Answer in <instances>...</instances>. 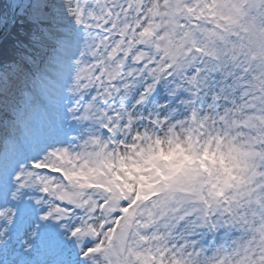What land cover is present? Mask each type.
I'll return each mask as SVG.
<instances>
[{
  "label": "snow or ice",
  "instance_id": "6c2138e0",
  "mask_svg": "<svg viewBox=\"0 0 264 264\" xmlns=\"http://www.w3.org/2000/svg\"><path fill=\"white\" fill-rule=\"evenodd\" d=\"M0 127V264H264V0H4Z\"/></svg>",
  "mask_w": 264,
  "mask_h": 264
},
{
  "label": "rangeland",
  "instance_id": "374dc122",
  "mask_svg": "<svg viewBox=\"0 0 264 264\" xmlns=\"http://www.w3.org/2000/svg\"><path fill=\"white\" fill-rule=\"evenodd\" d=\"M0 3H3V2H0ZM47 121H48L47 113L45 112V110L42 107H38L31 114L30 124H31L33 130L37 134H41L44 131H46V129H47ZM4 135H5V131H4V129L2 127H0V138L4 137Z\"/></svg>",
  "mask_w": 264,
  "mask_h": 264
},
{
  "label": "clouds",
  "instance_id": "9594fccd",
  "mask_svg": "<svg viewBox=\"0 0 264 264\" xmlns=\"http://www.w3.org/2000/svg\"><path fill=\"white\" fill-rule=\"evenodd\" d=\"M12 141L10 139L0 138V155L10 148Z\"/></svg>",
  "mask_w": 264,
  "mask_h": 264
},
{
  "label": "trees",
  "instance_id": "16d2710c",
  "mask_svg": "<svg viewBox=\"0 0 264 264\" xmlns=\"http://www.w3.org/2000/svg\"><path fill=\"white\" fill-rule=\"evenodd\" d=\"M0 2H4L3 0H1Z\"/></svg>",
  "mask_w": 264,
  "mask_h": 264
}]
</instances>
